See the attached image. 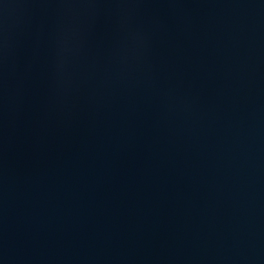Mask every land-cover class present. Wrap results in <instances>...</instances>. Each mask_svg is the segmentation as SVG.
I'll return each instance as SVG.
<instances>
[{
	"label": "water",
	"instance_id": "water-1",
	"mask_svg": "<svg viewBox=\"0 0 264 264\" xmlns=\"http://www.w3.org/2000/svg\"><path fill=\"white\" fill-rule=\"evenodd\" d=\"M0 264H264V0H0Z\"/></svg>",
	"mask_w": 264,
	"mask_h": 264
}]
</instances>
